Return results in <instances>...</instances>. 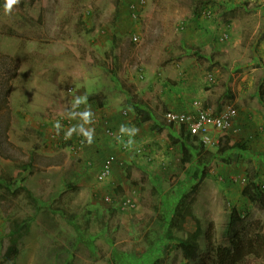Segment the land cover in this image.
Returning a JSON list of instances; mask_svg holds the SVG:
<instances>
[{
	"label": "rangeland",
	"instance_id": "obj_1",
	"mask_svg": "<svg viewBox=\"0 0 264 264\" xmlns=\"http://www.w3.org/2000/svg\"><path fill=\"white\" fill-rule=\"evenodd\" d=\"M6 2L0 264H204L210 246H229L233 207L243 237L258 242L259 257L242 264H264V208L243 195L254 181L264 197V0H20L11 11ZM136 103L155 121L142 124ZM230 105L235 132L218 146L184 139L163 118ZM109 129L153 159L119 149ZM112 155L114 173L99 182ZM27 223L6 261L12 229ZM181 241L197 242L201 260L187 261Z\"/></svg>",
	"mask_w": 264,
	"mask_h": 264
},
{
	"label": "trees",
	"instance_id": "obj_2",
	"mask_svg": "<svg viewBox=\"0 0 264 264\" xmlns=\"http://www.w3.org/2000/svg\"><path fill=\"white\" fill-rule=\"evenodd\" d=\"M202 13L201 9H197L195 12V16L199 17ZM261 99L264 103V93H260ZM101 108L105 106V104H100ZM135 111L141 121L142 124L147 121H155V115L152 111L146 106L142 107L139 103L134 104ZM149 109V110H148ZM170 128H174L175 126L169 125ZM113 137H116L117 140H121L122 136L113 132V130H108ZM182 131V136L184 139L188 134ZM190 136V135H188ZM189 147L193 148L195 144L193 142H189ZM186 145V144H184ZM183 145V154L184 159L188 162L192 161V154L190 150ZM240 148V145L236 146ZM201 148L204 151L205 145L201 143ZM233 147L230 145V142L226 141L223 144V149L227 152L229 149ZM138 155V154H137ZM139 156L142 157L141 154ZM109 158V157H108ZM107 158V159H108ZM152 160V159H150ZM106 162V161H105ZM198 175V172L196 176ZM120 193V190L116 191ZM243 195L248 197L249 200L254 204H259L264 208V197L262 193V189L258 186L254 181L250 182L247 187L243 191ZM245 225V221L243 215L237 207H233L230 211L229 219L224 228V235L229 246L219 245V246H210L209 247V256L206 259L204 264H242L249 256L259 257L258 253V242L254 238H244L241 234V229ZM30 234V224H19L14 227L11 231L10 238L11 244L8 249V252L5 256L6 261L12 260L19 253L20 244L22 238L25 235ZM182 253L184 258L190 262H198L202 257V250L200 246L195 241H181L180 242ZM154 264H157L154 263Z\"/></svg>",
	"mask_w": 264,
	"mask_h": 264
},
{
	"label": "built area",
	"instance_id": "obj_3",
	"mask_svg": "<svg viewBox=\"0 0 264 264\" xmlns=\"http://www.w3.org/2000/svg\"><path fill=\"white\" fill-rule=\"evenodd\" d=\"M205 16L207 18H211L213 16L212 10H207L205 12ZM225 39H227V35H224L222 38V40ZM237 116V109L230 105L227 106L220 114L212 113L209 110H198L196 113L191 114L168 111L164 114L163 118L168 125L179 127L184 133L190 136L200 137L205 145L212 144L214 146H218L220 145V138H218V136L235 132L234 124ZM84 143L85 140L79 141L75 150H80ZM123 149L128 151L129 147L124 146ZM137 153L143 154V151L138 150ZM116 161L117 159L113 155L106 160L97 176L99 182H106L112 177ZM125 205L134 207L133 201L131 200H126Z\"/></svg>",
	"mask_w": 264,
	"mask_h": 264
},
{
	"label": "crops",
	"instance_id": "obj_4",
	"mask_svg": "<svg viewBox=\"0 0 264 264\" xmlns=\"http://www.w3.org/2000/svg\"><path fill=\"white\" fill-rule=\"evenodd\" d=\"M116 134H117V133H116ZM137 136H141V135H137ZM115 140H116L117 143L120 145L119 149L121 148L122 150H124L123 147H124V146H128L129 149H128L127 152H130L129 154H131V155H132V153H133V154H135L136 156L141 157V156H139V154L137 153L138 150H142V151H143V154H141L142 157H143V156H146V155H149V154H147V151L150 152V149H149V148H143V147H139V148L133 147V148H132L128 143H126V142H124V141H119V140H117L116 138H115ZM131 150H132V151H131ZM137 154H138V155H137ZM149 156H150V155H149ZM149 159H153V157L150 156Z\"/></svg>",
	"mask_w": 264,
	"mask_h": 264
},
{
	"label": "clouds",
	"instance_id": "obj_5",
	"mask_svg": "<svg viewBox=\"0 0 264 264\" xmlns=\"http://www.w3.org/2000/svg\"><path fill=\"white\" fill-rule=\"evenodd\" d=\"M19 2H20V0H7V2H6V9L8 10V11H11V8H12V6L13 5H17V4H19ZM224 111V110H223ZM222 111V112H223ZM220 114V113H219Z\"/></svg>",
	"mask_w": 264,
	"mask_h": 264
}]
</instances>
